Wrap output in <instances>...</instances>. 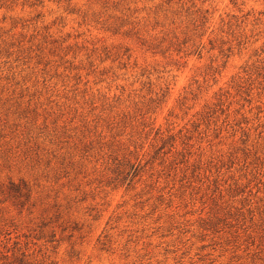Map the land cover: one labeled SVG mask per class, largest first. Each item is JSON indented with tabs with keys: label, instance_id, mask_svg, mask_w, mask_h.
I'll use <instances>...</instances> for the list:
<instances>
[{
	"label": "rangeland",
	"instance_id": "rangeland-1",
	"mask_svg": "<svg viewBox=\"0 0 264 264\" xmlns=\"http://www.w3.org/2000/svg\"><path fill=\"white\" fill-rule=\"evenodd\" d=\"M0 264H264V0H0Z\"/></svg>",
	"mask_w": 264,
	"mask_h": 264
}]
</instances>
